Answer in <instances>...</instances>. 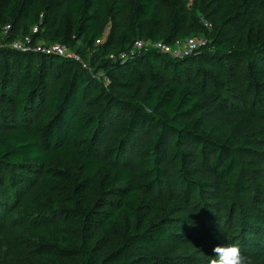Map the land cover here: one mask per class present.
Masks as SVG:
<instances>
[{"label":"trees","instance_id":"obj_1","mask_svg":"<svg viewBox=\"0 0 264 264\" xmlns=\"http://www.w3.org/2000/svg\"><path fill=\"white\" fill-rule=\"evenodd\" d=\"M130 3V20L105 37L103 23L126 8L118 0H99L100 18L93 0H0V28L15 32L6 42L39 25L35 41L91 53L89 71L69 57L0 50V124L29 123L0 126V224L14 210L43 264H204L179 244L225 239V208L248 197L241 153L258 151L245 128L264 118V25L254 15L264 0H221L205 15L190 0ZM247 26L241 48L234 35ZM185 30L205 32L207 45L182 57L132 52L137 40L172 44ZM194 57L241 68L245 112L222 110L205 78L191 77Z\"/></svg>","mask_w":264,"mask_h":264},{"label":"rangeland","instance_id":"obj_2","mask_svg":"<svg viewBox=\"0 0 264 264\" xmlns=\"http://www.w3.org/2000/svg\"><path fill=\"white\" fill-rule=\"evenodd\" d=\"M221 0H199L197 3L190 0L189 6L196 10L198 15H205L210 9L216 7ZM119 4L126 5L124 11L116 15L111 22L103 23L104 35L107 37L112 25H122L131 18V3L130 0H118ZM92 12L100 18L99 0H93ZM40 7L37 14L40 15ZM256 25H264V7L255 11ZM24 24V21H21ZM23 26H21L22 29ZM247 32L248 26L241 34H235L234 39L241 47H247ZM15 32L5 31L0 28V50L4 47H9L6 38ZM17 34H21L18 32ZM206 38L205 32H190L182 31L179 37L172 43L174 48L178 47V42L183 45L190 37ZM22 39V38H19ZM148 43V40H144ZM209 41V40H208ZM135 42L132 49H135ZM82 56L91 57V53H83ZM38 58H33L31 65L28 67V73L36 67ZM90 66V65H89ZM191 77H203L208 84V92L215 95V100L223 102L222 110L227 111L234 116H239L246 110L247 95L244 88V80L241 68L239 66H227L224 62L209 61L207 59L193 58L190 64H187ZM25 67L20 70L24 71ZM90 71V69H89ZM27 74L24 75L21 81L25 82ZM98 79L101 76L98 75ZM53 76L49 74L45 82L44 94L46 99L50 95L52 88ZM13 89V90H12ZM17 84H12L9 90L14 97L17 93ZM17 90V91H16ZM119 93H126V90H118ZM11 96V97H12ZM45 101H34L32 103V112L29 117H37L43 111ZM35 115V116H34ZM2 124V123H1ZM0 124V126H1ZM26 121H17L14 125L2 124V127L9 126H24ZM246 132H251L258 139V151H245L241 153L243 166L246 170L248 182V197L245 200L237 201L234 206H228L224 210V225L226 227L225 239L209 240L203 239L198 242V245H190L189 243L179 244V251L199 255L204 264H211L213 259L212 250L217 244L235 243L240 246L243 253L252 259L253 264H264V118L257 117L249 122L245 128ZM258 220L261 227L255 226L249 221ZM23 223L17 216V213L8 209V217L4 223L0 224V264H43L36 257L35 253L30 250V247L25 243V238L33 237V234L25 229H22ZM35 236V235H34ZM23 238L19 243L18 238ZM171 246V244L162 245Z\"/></svg>","mask_w":264,"mask_h":264},{"label":"built area","instance_id":"obj_3","mask_svg":"<svg viewBox=\"0 0 264 264\" xmlns=\"http://www.w3.org/2000/svg\"><path fill=\"white\" fill-rule=\"evenodd\" d=\"M205 26L208 29H211L213 27L211 22L205 21ZM0 27H2V24L0 23ZM5 31H10L12 29V24H6L3 26ZM39 25H35L32 27L31 34L26 35L22 39H14L8 42V46L12 49L15 50H20V51H32L34 53H44V54H53L57 56H64V57H69L73 58L74 60H77L81 67L83 69L91 70V67L89 66L88 62L85 60V58L78 52L72 50L70 47H68L65 44L62 43H55V44H44L41 41H35L34 40V35L39 33ZM104 38H99L96 41V44L102 43ZM208 39L206 38H197L195 36L190 37L186 40V42L183 45H180L178 42L177 44L179 45L178 47L174 48L173 44H168L164 41H152L148 40V43L144 40H137L135 41V49H132V52L135 51H141L143 48L150 46L155 49H158L159 51L165 53V54H170L175 57H182L185 55H189L192 53H197L207 45ZM129 54L122 52L119 54L121 58H126ZM111 58H116L117 56L115 54L110 55Z\"/></svg>","mask_w":264,"mask_h":264},{"label":"clouds","instance_id":"obj_4","mask_svg":"<svg viewBox=\"0 0 264 264\" xmlns=\"http://www.w3.org/2000/svg\"><path fill=\"white\" fill-rule=\"evenodd\" d=\"M212 255L211 264H253L252 259L235 243L217 244Z\"/></svg>","mask_w":264,"mask_h":264}]
</instances>
